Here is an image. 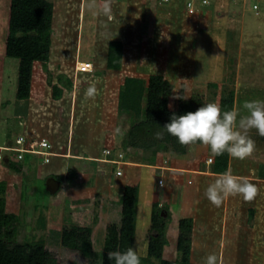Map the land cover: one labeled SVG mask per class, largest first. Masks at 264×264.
Segmentation results:
<instances>
[{
  "label": "rangeland",
  "instance_id": "374dc122",
  "mask_svg": "<svg viewBox=\"0 0 264 264\" xmlns=\"http://www.w3.org/2000/svg\"><path fill=\"white\" fill-rule=\"evenodd\" d=\"M49 1L53 5L49 56L44 62H33L30 95L17 99L18 58L4 51L9 0H0V144L29 132L46 136L56 155L70 145V154L68 158L51 156L45 164L37 159L22 165L20 160L17 170L0 164V181H4L0 196L4 197L5 210L18 217L17 240L42 239L49 264H89L90 255L61 243L60 233L62 226L88 224L97 253L104 252L106 236L112 238L107 241V249L113 250L118 244L121 209L113 206L109 216L103 209L112 205L123 189H112L113 182H106L109 173L104 171L112 165L104 162L110 157H123L149 163L155 149L156 163L144 166L150 172L147 177H153L157 165H178L174 151L159 150L161 142L144 129L150 75L160 74L170 85L165 102L168 109L178 107L181 99L176 96L215 102L222 111L236 105L242 109L245 101L264 100V0H221V4L229 5L230 12H225L227 6L219 5L218 0H207L204 5L195 0L196 10L190 16L185 14L188 0H112L111 17L93 16L86 10L88 0ZM234 10L235 15H231ZM112 38L123 43L118 69L106 66L107 43ZM77 58L93 62V70L77 71ZM91 85L98 91L94 100L85 99ZM58 90L60 93L54 94ZM116 127L127 130L122 139L113 137ZM255 140L260 156L254 152L245 160L230 158L238 169L263 175L260 180L248 179L257 186L258 195L251 202L241 196L227 198L233 208L224 211L225 215L221 206H214L228 220L224 235H219L221 222L218 224L217 219L213 231L209 229V217L192 219L190 263L204 264L208 255L215 254L218 264H264V138L257 135ZM201 146L196 144L191 150ZM87 154L88 163L92 161L90 156L102 158L95 180L74 168L70 159L71 155L75 160ZM227 156L222 155L224 164ZM60 166L67 168L62 174L69 177H62L61 189H57L58 184L47 189L46 177ZM124 171L122 176L126 175ZM110 175L114 180L117 177L115 173ZM101 189L106 193L98 195ZM158 197L154 202H142L151 205L152 215L148 219L147 208L139 210L133 239L124 250L133 248L141 262L148 257L152 264H160V258L180 256L175 246L176 224L179 218L188 217L171 197Z\"/></svg>",
  "mask_w": 264,
  "mask_h": 264
},
{
  "label": "trees",
  "instance_id": "16d2710c",
  "mask_svg": "<svg viewBox=\"0 0 264 264\" xmlns=\"http://www.w3.org/2000/svg\"><path fill=\"white\" fill-rule=\"evenodd\" d=\"M52 13L53 5L49 0H9L8 32L4 51L7 56L18 58L15 93L17 99H26L30 95L33 62L35 60L44 62L48 59ZM122 49L123 43L121 40L112 38L108 41L106 53V66L108 68L118 69L121 67ZM168 86L170 85L162 75H150L145 109L146 119L144 120L146 133L154 134L160 131L166 123L170 122V116L173 112L176 115H183L187 112H195L199 107L207 104L202 99L191 96L189 99H181L176 109H168L165 104ZM59 93L60 90L55 91L54 94ZM159 141L161 142V146L159 145L160 149L164 148L173 150L174 152H184L188 148L181 146L175 137L167 133ZM147 142L150 143L151 140H147ZM154 152H156L155 149L153 150V155ZM150 160H152V156ZM9 167L17 170L21 167V164L10 161ZM52 175L60 179L57 189H61L62 174ZM3 189L4 181H0V190ZM121 196L123 204L121 227H119L117 234L118 244L113 250L106 248L107 241L112 240L108 236L103 240L104 252L97 253L94 250L92 226L88 224L62 226L60 233L61 243L78 248L81 253L89 254L91 257L89 264H98L100 262L111 264V262H114L108 259V253L115 250L124 252L128 247V242L133 239L134 223L137 218L138 187L125 183ZM4 204V197L0 196V264H49V260L51 259L46 255L42 239L32 242L16 239V222L18 217L16 213L6 211ZM191 229V217L183 216L179 218L175 246L178 251H181V254L179 257L175 256L171 259L160 258V264H192L189 260ZM105 249H107V252ZM143 261L141 264H152L148 257Z\"/></svg>",
  "mask_w": 264,
  "mask_h": 264
},
{
  "label": "clouds",
  "instance_id": "9594fccd",
  "mask_svg": "<svg viewBox=\"0 0 264 264\" xmlns=\"http://www.w3.org/2000/svg\"><path fill=\"white\" fill-rule=\"evenodd\" d=\"M86 10L91 12L93 16L111 17L112 0H102V2H99V0H88ZM91 64L93 70V62ZM75 68L77 70L76 64ZM97 95L98 91L95 85H91L85 93V99L94 100ZM175 98L187 99V97L181 98L178 96ZM253 130H255L256 135L264 138V100L245 101L242 109L241 107H236L228 111H222L217 103L210 102L202 105L195 112H187L183 115H176L173 112L170 116V122L166 123L160 131L155 132L154 138L163 139L164 134L167 133L175 137L181 146L189 147L200 144L208 147L213 157L227 153L234 159L245 160L251 157L257 149V142L253 139ZM24 131H27V129H24ZM126 131V129L116 127L113 137L122 139ZM23 133L30 136L29 132ZM25 154L36 155L38 157L36 160L40 159L44 164L50 162L42 161V157L37 154ZM25 154L22 159V165H25ZM54 155L55 153L51 156ZM108 161L116 163L117 158L115 161ZM117 169L122 172L121 167ZM65 171L64 173L67 174L68 171ZM116 174L120 173L116 172ZM62 176L64 179L69 177L68 174L67 177H64L63 174ZM49 179L53 185L55 184L54 180H57L59 186L60 179L54 175H48L45 182L47 188H49L47 183ZM258 191L257 186L247 178L238 177L230 171H226L219 174L215 181L207 187L205 196L213 206L220 207L227 198L232 196H241L245 202H251L258 195ZM176 226L178 234V224ZM162 234L164 235V233ZM108 259L114 261V264H141V258L133 248H129L125 252H110L108 253ZM204 264H218L217 256L215 254L208 255L204 260Z\"/></svg>",
  "mask_w": 264,
  "mask_h": 264
},
{
  "label": "crops",
  "instance_id": "0c3cea01",
  "mask_svg": "<svg viewBox=\"0 0 264 264\" xmlns=\"http://www.w3.org/2000/svg\"><path fill=\"white\" fill-rule=\"evenodd\" d=\"M234 1H237V0H234ZM240 4L245 5L244 3H241V2ZM219 5L227 6V8L225 9V12H230V8L228 9L229 7L228 4L225 3L224 5V4L219 3ZM215 10L218 11L217 13L221 12V9L219 8ZM235 11L236 10L231 11V15H235ZM108 20H111V19L109 18ZM80 61H88V60H81L77 58L74 61V63L78 64V62ZM74 67H75V64H74ZM83 72H87V71H83ZM23 126L25 129H27L26 121L23 122ZM254 137L255 139L257 138V135L255 132H253V139ZM193 146H191V148H193ZM191 148L190 150H185L184 152H174V155H177L176 157H177L178 165L173 166L168 163L163 164L164 166L157 165L158 169L156 168L154 169L153 177H150V176L147 177V175L150 174V172L148 171V168L144 166H147V164L149 163H156V159H157L156 156H158L157 154L158 152H155L154 155L152 156V160H148L149 163H145V164L143 162L139 164L135 161H131V160L128 161V160H125L123 157L117 158L116 163L104 162L106 165L107 164L112 165L110 167L111 169L108 172L106 170L104 171L106 173H109L107 176H105L104 179L107 180L106 181L107 183L109 180L113 182V185L111 186L112 189H119V190L120 188L123 189V185L125 183L130 184V185H136L137 187H139L138 188L139 200L137 202V217H138L139 210H142L145 207V210L147 208L146 211H149L146 213V217H148L149 219L150 216L152 215V212H150L151 205L146 206L143 204L148 199L151 200V202H154L157 198L159 199L158 197L159 195L161 196V194H164L166 195V198L167 196L171 197V201L173 200L175 201V203H177V207L180 209L181 212L187 213L189 217L197 216L193 218L191 217L193 220L197 221L199 216L209 217V219L211 220L209 229H212V231H213V227L216 225L214 224V222L217 219L218 224L221 222L219 225L220 228L218 230L219 235H224L226 232H225V229H223V226L225 228L226 222L228 221L226 216H224L223 218V215H225L224 211H226L227 209L228 210L232 209L233 206L229 201L225 200L222 203L221 208H220L221 213L223 215L220 214L219 211L216 212L217 210L214 208V206L210 203V201L205 196L207 187L215 181V179L217 178L219 174L224 173L226 171H230L233 175H236L238 177H245L247 179H254V180L262 179L263 175L249 173L247 172L246 169H245L246 171L238 169L237 165H233V162L231 163V158L229 155L227 156L226 164H224L222 156L213 157L210 153V149L206 146L202 145L201 147L196 148L194 152L193 150H191ZM159 150H162V149H159ZM195 151H197L198 153H195ZM168 152L171 153V150ZM68 154H70V145H66L65 150L60 154L59 153L57 155L55 154V156L57 157L59 155V156H63L62 158L64 157L68 158L67 157ZM254 154L259 155V156L261 155L257 153L256 151ZM166 155L168 156V154ZM78 156L75 157V160H74L73 155L70 156L71 157L70 159H72L73 161L74 168H79L81 173H84L85 171L88 174H91V178H94L95 180V177L98 176V174L96 173L100 171V168L98 166L100 163H103L101 161L102 158L99 160L97 159L98 157L96 155H94L95 157L90 156V158L91 157L92 158L89 160H92V161L88 163L87 158H86L87 156L89 157L88 154L85 155L84 156L85 158H82V159H79ZM208 157H212L211 162H207ZM36 158H38L36 157V155L25 154L24 163L25 162L34 163V160L36 161ZM216 159H217V162L215 164L214 162ZM104 161H107V160L104 158ZM217 163H220V165H217ZM91 164H93L94 168L91 167ZM118 167H121L123 171L125 170L124 172H126V175H125L126 177L122 176L124 175L123 172H121L120 174H116L115 170ZM62 168L63 166L56 168L57 170L54 171L53 173L56 175L61 174L62 171L64 170V168L63 169ZM75 173L76 172L72 171V174H75ZM110 173H115V176H117L115 177V180L110 175ZM159 178L163 179L162 185L158 184ZM141 190H143L142 195H141ZM104 193H106V191L104 189H101L97 194L100 195ZM121 193L122 191L120 190L119 197L116 198V201L112 202V205H108V207L103 209L104 213H106L108 216L111 210L113 209V206H118L122 211L123 204H122ZM161 198L162 197H160V199ZM110 229H113V228H110ZM138 232H139V229L138 231L136 229V233Z\"/></svg>",
  "mask_w": 264,
  "mask_h": 264
},
{
  "label": "built area",
  "instance_id": "2783aa9c",
  "mask_svg": "<svg viewBox=\"0 0 264 264\" xmlns=\"http://www.w3.org/2000/svg\"><path fill=\"white\" fill-rule=\"evenodd\" d=\"M160 3H169L172 0H156ZM221 0H218L220 3ZM201 4L207 3V0H201ZM195 0H188L186 2L185 14L189 16L195 12ZM252 8H257V4L253 3ZM77 67V66H76ZM79 71H84L78 69ZM25 153H33L40 155L42 161H50V157L54 154L52 143L47 139L46 136L33 135L30 136L27 134H19L14 141L7 140L5 143L0 144V164L8 165L10 161L18 162L23 159ZM110 161H115L112 157L109 158ZM212 157L207 158V162H211ZM117 173H121L120 169H117ZM158 184H163V179H158Z\"/></svg>",
  "mask_w": 264,
  "mask_h": 264
},
{
  "label": "bare ground",
  "instance_id": "6f19581e",
  "mask_svg": "<svg viewBox=\"0 0 264 264\" xmlns=\"http://www.w3.org/2000/svg\"><path fill=\"white\" fill-rule=\"evenodd\" d=\"M78 69H82L84 71L91 70L92 64L90 61H80L78 64L76 63Z\"/></svg>",
  "mask_w": 264,
  "mask_h": 264
},
{
  "label": "water",
  "instance_id": "95a60500",
  "mask_svg": "<svg viewBox=\"0 0 264 264\" xmlns=\"http://www.w3.org/2000/svg\"><path fill=\"white\" fill-rule=\"evenodd\" d=\"M54 181H55L54 185L50 182V179L47 181L49 189L54 188L56 186V184L58 183L57 180H54Z\"/></svg>",
  "mask_w": 264,
  "mask_h": 264
}]
</instances>
